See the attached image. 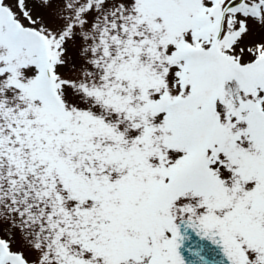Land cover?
<instances>
[{
	"label": "snow or ice",
	"instance_id": "obj_1",
	"mask_svg": "<svg viewBox=\"0 0 264 264\" xmlns=\"http://www.w3.org/2000/svg\"><path fill=\"white\" fill-rule=\"evenodd\" d=\"M0 264H264V0H0Z\"/></svg>",
	"mask_w": 264,
	"mask_h": 264
}]
</instances>
